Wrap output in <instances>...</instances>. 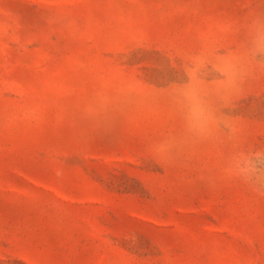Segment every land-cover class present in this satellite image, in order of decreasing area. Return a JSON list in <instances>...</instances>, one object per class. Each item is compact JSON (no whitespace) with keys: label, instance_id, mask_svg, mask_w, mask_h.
<instances>
[{"label":"rangeland","instance_id":"374dc122","mask_svg":"<svg viewBox=\"0 0 264 264\" xmlns=\"http://www.w3.org/2000/svg\"><path fill=\"white\" fill-rule=\"evenodd\" d=\"M262 49L264 0H0V264H264Z\"/></svg>","mask_w":264,"mask_h":264},{"label":"clouds","instance_id":"9594fccd","mask_svg":"<svg viewBox=\"0 0 264 264\" xmlns=\"http://www.w3.org/2000/svg\"><path fill=\"white\" fill-rule=\"evenodd\" d=\"M190 100L193 116L198 117L201 114V101L195 92L190 94ZM260 161H264V157H254L250 162L243 165L248 172L249 179H253L256 182L264 181V164L259 163Z\"/></svg>","mask_w":264,"mask_h":264}]
</instances>
